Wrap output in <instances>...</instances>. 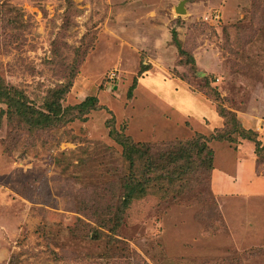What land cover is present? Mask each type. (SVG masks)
Instances as JSON below:
<instances>
[{
    "label": "rangeland",
    "instance_id": "1",
    "mask_svg": "<svg viewBox=\"0 0 264 264\" xmlns=\"http://www.w3.org/2000/svg\"><path fill=\"white\" fill-rule=\"evenodd\" d=\"M77 63L62 107L96 98L83 119L31 129L14 109L0 117V189L12 197L0 203V264H264V182L236 183L226 168L231 158L264 179L253 142L208 143L234 182L215 175L222 194L193 168L172 191L155 185L126 204L123 184L144 159L127 160L108 135L149 149L184 144L222 130L225 110L264 146V0H0L5 84L38 108ZM159 78L181 89L164 95Z\"/></svg>",
    "mask_w": 264,
    "mask_h": 264
},
{
    "label": "trees",
    "instance_id": "2",
    "mask_svg": "<svg viewBox=\"0 0 264 264\" xmlns=\"http://www.w3.org/2000/svg\"><path fill=\"white\" fill-rule=\"evenodd\" d=\"M173 41H175L177 45L176 48L179 54L186 56V61L184 63L193 67L195 63L193 57L181 49L176 35H173ZM84 54L85 53H82L81 55L83 56ZM78 62H80V60ZM148 69V67L142 66L139 74H142ZM77 73L78 63L74 66V70L72 69L67 76L63 78V83L49 90L47 96L44 98L43 104L38 108H35L34 104L28 101V98L23 92L5 84V81L0 76V103L6 106V110H0V117L3 115H6L7 118L11 117L12 109H14L13 114L19 115V121H23L31 129H47L59 122L70 123L75 120L83 119L90 111L97 109L96 98L87 97L84 101L75 106L62 107V102L65 96L70 92ZM136 85L137 81L133 79V83L128 89V99L132 96V92ZM218 114L223 121L222 130H218L207 137L197 136L195 140H191L184 144H165L164 146L154 149H149L150 147L144 144L129 146L131 143L128 138H123V135L115 134L109 129V137L121 146L122 154L127 160H131L134 154L136 159L141 156V159H144L145 163V171L140 172L134 170V172L131 173L132 177H128V179L125 178L127 181L125 180L123 184V191L125 192H123V197L126 199V204L133 199L140 198L144 191L149 190V188H154L155 185L159 186V192H169L171 187H174L175 182L187 179L185 177L188 175L187 172L189 169L194 168L195 172H198V174L204 171L203 174L208 173L210 179L212 171V151L207 145L211 141L236 144L237 141L241 139L253 142L255 145L257 162L260 163L259 160L264 159V146L257 141L256 134L250 130L244 129L234 113L222 110L219 111ZM149 150L159 152V158L162 160L160 164L147 154ZM172 167L178 171L175 172L174 170L171 174L170 171ZM180 177L183 179H179ZM122 215V209H120L112 216V219L115 218L117 221L118 228L122 225L118 223L121 221ZM107 224L112 225L113 221L109 220ZM114 227L115 226H112L110 229ZM219 231H224V225L221 224ZM225 235H227L226 231ZM256 254H261V250H258L255 255ZM236 260H238V258H236ZM237 263L242 264L240 261H237Z\"/></svg>",
    "mask_w": 264,
    "mask_h": 264
},
{
    "label": "crops",
    "instance_id": "3",
    "mask_svg": "<svg viewBox=\"0 0 264 264\" xmlns=\"http://www.w3.org/2000/svg\"><path fill=\"white\" fill-rule=\"evenodd\" d=\"M194 59V58H193ZM195 60V59H194ZM196 61V60H195ZM196 63V62H195ZM156 81V83H157V85L159 86V89L161 90V93L162 94H167L168 96L169 95H173L174 93L176 94V89L178 90V92H179V90L181 89V86H182V84H181V82H179V80H168L167 82H165V81H162V79H156L155 80ZM133 93V92H132ZM238 119V118H237ZM239 120V119H238ZM240 121V120H239ZM243 127V126H242ZM244 128V127H243ZM245 129V128H244ZM248 130H250V129H248ZM252 131V130H251ZM253 132V131H252ZM256 134V133H255ZM240 141H241V139H240ZM244 141V140H243ZM246 141V140H245ZM219 143H222V142H219ZM211 150V149H210ZM212 151V171H211V174H210V178H211V189H212V191H214V193H216V194H218V193H220V192H218V190H215L214 189V177H215V175H217L218 174V176L220 177V178H224V177H227V179L229 180V181H231V183H234L233 181H232V177L231 176H229L230 174H228L227 172H221V171H219V169H218V167H216L215 168V162H216V160H215V157H214V153H213V150H211ZM225 154L227 155V152H225ZM254 154H255V148H254ZM255 156H256V154H255ZM228 158H229V156H228ZM256 159H257V157H256ZM234 161H231V158L226 162V168H227V170L228 171H230V170H237L236 171V178L234 177V179L236 180V183L237 182H239L240 180H241V178L239 177V176H241V175H245L246 176V179H247V182H245L246 184L247 183H253V182H259V181H263L264 182V179L263 178H261V179H258V177L255 175V174H253L252 173V169H249L250 167H249V164H247V163H237L236 164V166L234 167ZM249 167V168H248ZM214 168V169H213ZM221 173H225L224 175H222ZM226 175V176H225ZM254 185H255V183H253ZM262 190V192H264V187L261 189ZM218 192V193H217ZM255 192H257V191H255ZM240 193H242V194H246V193H249V190H248V188L247 187H245L244 189H243V191L242 192H240ZM220 194H222V193H220ZM224 194H229L228 196H232V197H234V196H239L238 194H232L231 192L230 193H224ZM241 194V195H242ZM230 196V197H231ZM11 196H9L8 198H7V193L6 192H4L3 190H1L0 189V203H4V205H6V203L9 201V198H10ZM12 198V197H11ZM217 209H218V207H217Z\"/></svg>",
    "mask_w": 264,
    "mask_h": 264
},
{
    "label": "water",
    "instance_id": "4",
    "mask_svg": "<svg viewBox=\"0 0 264 264\" xmlns=\"http://www.w3.org/2000/svg\"><path fill=\"white\" fill-rule=\"evenodd\" d=\"M184 3V1L180 2L179 5L175 8L177 14H185Z\"/></svg>",
    "mask_w": 264,
    "mask_h": 264
},
{
    "label": "built area",
    "instance_id": "5",
    "mask_svg": "<svg viewBox=\"0 0 264 264\" xmlns=\"http://www.w3.org/2000/svg\"><path fill=\"white\" fill-rule=\"evenodd\" d=\"M212 18H213L214 20H216V21L219 20V16H218V15H214ZM114 78H115V74H114V73L110 74V79H114Z\"/></svg>",
    "mask_w": 264,
    "mask_h": 264
}]
</instances>
